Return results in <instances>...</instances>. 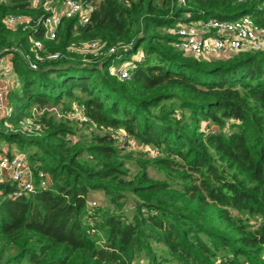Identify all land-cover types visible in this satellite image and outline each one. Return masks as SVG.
Wrapping results in <instances>:
<instances>
[{"label": "trees", "instance_id": "obj_1", "mask_svg": "<svg viewBox=\"0 0 264 264\" xmlns=\"http://www.w3.org/2000/svg\"><path fill=\"white\" fill-rule=\"evenodd\" d=\"M29 1L0 5V55L28 51L30 33L8 30L4 18L31 14ZM244 16L264 27V0H100L88 25L65 20L58 41L46 42L59 61L32 71L12 55L20 88L11 124L30 106L74 105L92 124L44 117L32 139L2 126L7 142L35 148L30 160L51 187L0 201V264H264V52L197 59L172 34L177 24ZM93 40L132 45L122 62L142 48L144 60L121 82L109 73L114 56L85 64L67 52ZM73 70L84 74H63ZM78 124L94 130L74 144ZM110 129L158 156L124 152ZM96 192L109 206L88 210Z\"/></svg>", "mask_w": 264, "mask_h": 264}, {"label": "built area", "instance_id": "obj_2", "mask_svg": "<svg viewBox=\"0 0 264 264\" xmlns=\"http://www.w3.org/2000/svg\"><path fill=\"white\" fill-rule=\"evenodd\" d=\"M11 0H0V5H9ZM125 1V0H124ZM130 2V0H126ZM248 0H237L244 3ZM179 4L186 5V0H179ZM97 2L92 0L82 3L78 0H30L29 11L31 14H8L4 18L5 27L12 32H28L29 49L23 52L20 48H12L10 55H0V129L4 125L9 132L18 133L32 139L41 137L44 133V117L56 119H70L79 124L91 123L83 108L74 106L73 110L61 112L58 107L34 106L29 110V115L21 119L18 126L9 121L15 115L14 107L10 104L9 95L20 88L19 77L11 63L13 54H20L24 62L32 71H38L40 67L51 61L62 59L61 52H50L46 42H57L61 27L65 20H78L74 29L86 26L91 22V17L96 10ZM40 32L41 38L37 36ZM176 37L174 47L189 56L197 59L210 55L231 52L236 55L244 53L264 52V27L258 25L250 16H244L239 20L228 21L212 19L189 24H177L172 30ZM132 45L119 44L108 47L107 43L100 40L79 42L68 47L70 55H80L83 62L91 64L100 58L113 57L114 64L120 61L122 52L128 51ZM132 62L122 63L119 67H110L112 77L124 82L132 78L137 70L139 62L144 60V52L141 49ZM10 59V60H9ZM95 59V60H94ZM113 137L118 140V146L124 152H134L137 149L136 142L130 139L125 131L110 129ZM73 141V136L69 137ZM145 147V146H143ZM151 157H157L158 151L151 155L148 148L141 149ZM11 184L14 189L10 193L0 190V201L5 197L16 199L36 195L39 191H46L51 187L50 176L38 165L32 164L29 153L22 150L16 143L5 142L0 144V187Z\"/></svg>", "mask_w": 264, "mask_h": 264}, {"label": "rangeland", "instance_id": "obj_3", "mask_svg": "<svg viewBox=\"0 0 264 264\" xmlns=\"http://www.w3.org/2000/svg\"><path fill=\"white\" fill-rule=\"evenodd\" d=\"M97 3L100 2V0H96ZM183 18H186V15L183 17ZM185 24H188V23H185ZM141 51H142V48H141ZM234 54H232L231 52H224V53H219V54H214V55H210L209 57H202V58H205V59H211V60H215V59H220L221 57H233ZM137 56V54H132V56H130L126 61H116L115 62V67H119L122 63H125V62H132L135 60V57ZM200 59V58H199ZM61 69H64V68H61ZM64 75H78V76H81L84 74L83 71L81 70H73V71H69L67 73H63ZM15 92V93H14ZM17 92V93H16ZM19 95V92L18 90H15L13 91V93L11 94L10 98H9V101H10V104L15 108V106L17 105L18 103V99L15 95ZM75 106V105H74ZM34 106H30L28 109H26V115H29V110L31 108H33ZM66 119V118H65ZM64 119V120H65ZM56 121L60 122L59 120H62V119H55ZM68 121H70V119H67ZM63 121V120H62ZM73 121V120H71ZM73 122H76V121H73ZM77 124V122H76ZM19 124H17L16 126H18ZM93 127H84V126H80L78 124V126H75V131H76V135L73 136V141H76L77 142H80L81 139L83 141V139H85L84 137L89 135L92 131H93ZM3 131V129L1 128L0 129V132ZM4 133V132H3ZM88 133V134H87ZM4 134H0V144H4L5 142H7L6 138L3 136ZM74 143V142H72ZM71 143V144H72ZM74 145V144H73ZM144 145H140L137 141H136V147L137 149L139 150H136L134 151V153L132 155H134L133 157H139L137 155H139L140 152H143L141 149L142 148H145V150L148 148V151H150L151 155L155 153L156 149H154L153 147H148V146H145L143 147ZM22 149V148H21ZM24 150L25 152L27 153H32L35 148L30 146V147H25V149H22ZM147 152V151H145ZM144 156V155H143ZM146 158H149L148 156H144ZM151 158H155L154 156L151 157ZM133 171H135V168H133ZM149 171H150V174L156 178H159V179H164V175L162 174H158L156 173V171L150 167L149 168ZM51 178V177H50ZM174 187H178L176 184H174ZM134 197L130 194L127 195V206L125 208L126 212L132 214L134 212ZM124 201V200H123ZM95 205H98L97 207H108L109 204H108V201L107 199L105 198L104 194L101 193V192H96V193H93L91 194L90 198H89V205H88V210L92 209L93 206ZM156 251L160 252V249L159 248H156Z\"/></svg>", "mask_w": 264, "mask_h": 264}]
</instances>
